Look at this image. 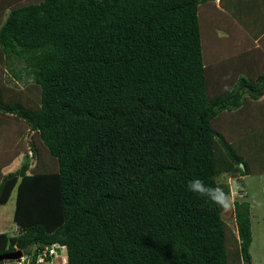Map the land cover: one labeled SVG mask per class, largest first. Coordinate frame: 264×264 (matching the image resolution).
I'll return each mask as SVG.
<instances>
[{"label": "trees", "instance_id": "obj_1", "mask_svg": "<svg viewBox=\"0 0 264 264\" xmlns=\"http://www.w3.org/2000/svg\"><path fill=\"white\" fill-rule=\"evenodd\" d=\"M220 2L0 0V206L16 192L17 225L0 233V254L27 250L28 264L64 250L66 264H253L250 201L234 200L232 226L226 207L187 190L200 178L231 199L224 174L264 173V121L250 118L264 108V54L245 32L238 54L216 47V29L230 42L232 26L264 29V0ZM8 68L33 82L8 84ZM12 145L25 159L4 174ZM46 247L56 255L37 262Z\"/></svg>", "mask_w": 264, "mask_h": 264}, {"label": "rangeland", "instance_id": "obj_2", "mask_svg": "<svg viewBox=\"0 0 264 264\" xmlns=\"http://www.w3.org/2000/svg\"><path fill=\"white\" fill-rule=\"evenodd\" d=\"M32 0H30L31 2ZM29 2V1H27ZM218 8L221 9L218 5ZM209 11V6L207 7H203L201 9L202 12V16L203 19L205 18V14ZM8 13V10L5 11V13L3 12L2 18L4 19L6 17ZM218 13V12H217ZM1 14V13H0ZM1 16V15H0ZM2 18L0 17V22L2 20ZM207 26H204V31L207 32ZM245 30H244V26L241 25V28H237L236 32L234 33L235 36L233 35V41H228L227 40V35L228 32L222 29H216V37L218 38V42L216 45L218 44H223L221 46H216L217 47V51H218V55H225V53L228 54H238L235 50V45H237L236 43H238V45H241V40L243 41V34H244ZM223 36H226L225 38H221ZM226 40L228 41V43H225ZM207 41V47L210 48V41L205 38V42ZM241 43V44H239ZM224 47L227 49L224 52ZM252 48V46H251ZM246 51V50H245ZM227 54V56H228ZM215 55H213L210 60H214ZM22 65L16 61L15 62V69H19ZM5 80L8 84L12 85V86H21V87H26L27 85H31L30 83L33 82L31 79H24V80H18V79H14L13 76V72L12 70H10L8 68L6 75H5ZM31 96L34 97L35 100H38L39 97V89L38 87H34L31 92H30ZM8 119V116H6ZM250 118H252L254 120V127L258 128L259 125L257 124V121H262L259 124H263L264 121V108H262L260 110V113H257V115H255V113H253L252 115H250ZM11 120V117L9 116V121ZM229 120V117H226L225 119V123L226 121ZM11 124H13L12 121H10ZM225 123L223 125H225ZM14 125L16 127L19 128H23L24 126L22 124H18L17 122H14ZM19 125V126H18ZM228 132H231L230 129L227 130ZM11 141H15L14 143L19 142L18 137L14 138L12 140V138H10ZM6 143V142H5ZM7 144V143H6ZM3 145L2 143H0V159L2 160V157L7 155V149H8V145L5 146H1ZM4 147V148H3ZM7 149H6V148ZM12 152L14 154V159H16V157H18V155L23 153V150H19L18 148H14V145H12ZM21 160V158L18 159V161ZM16 167V164L14 163L12 166V169H14ZM263 175V176H260ZM245 180L243 181V178H233V177H229L228 175L224 174L222 176V179L227 180L230 183L231 186V199H230V203L229 205L224 209L223 211V217L224 219L231 224L232 226H235V218H234V200H248L250 201L253 210V230H252V235H253V244L251 247V255H252V263L253 264H264V173L263 174H254V175H247L244 176ZM245 182V184H244ZM15 201H16V192L14 191L13 194L11 195L9 201L7 202V204L0 209V219H2V225L3 228H8V226L10 225L9 222H5L4 219L7 218V215H12L13 214V210L15 208ZM252 211V209H251ZM9 213V214H7ZM59 251V250H58ZM61 251V250H60ZM63 253L64 256H66L65 250L60 252ZM11 262V261H8ZM20 264H22L20 262ZM66 264V263H65Z\"/></svg>", "mask_w": 264, "mask_h": 264}, {"label": "crops", "instance_id": "obj_3", "mask_svg": "<svg viewBox=\"0 0 264 264\" xmlns=\"http://www.w3.org/2000/svg\"><path fill=\"white\" fill-rule=\"evenodd\" d=\"M216 4H217V6L219 5V7L221 8L220 0H216ZM260 22L264 26V24H263L264 20L263 21L260 20ZM231 30L234 33L236 32V28L234 26H232ZM257 30H259V31L258 32L257 31L252 32L249 29H246L245 30V35H246L245 37H247V39H249V43H250L249 45L252 44L253 48L261 49V50H259V52H257V55H258V59L262 60V57H263V54H264V29L258 28ZM252 40H253L254 43H252ZM261 99L264 100V96ZM25 154L26 153L23 151V153L18 155V157H16V159H13L10 163H8L5 167H3L2 168V172L5 174V173H8L10 171L16 170L23 163V161L25 159ZM7 158H8V155H5V156L2 157V159H5V160H7ZM19 158H21V160L18 161ZM14 163L16 164V167L14 169H12V166H13ZM260 176H263V175H260ZM242 178H243V181H244L245 177H242ZM244 184H245V182H244ZM5 205L0 206V209L3 208ZM14 210H15V208H14ZM14 210L12 211L13 214L11 216L7 215V218L4 219L5 222L7 221V222L10 223L8 228L2 229L3 225H2L1 221H3V220L0 219V233L8 232V233L11 234V233H15L17 231V225L13 221ZM253 210L254 209L252 208V230H253ZM7 214H9V213H7ZM252 244H253V241H252ZM252 244H251V247H252ZM20 262L22 264H28L27 262H25V257H23L20 261H11V262L6 261V262L0 263V264H20ZM66 262H67V257L64 256L63 254L62 255L59 254V256L56 258V260L51 261L49 264H65Z\"/></svg>", "mask_w": 264, "mask_h": 264}, {"label": "clouds", "instance_id": "obj_4", "mask_svg": "<svg viewBox=\"0 0 264 264\" xmlns=\"http://www.w3.org/2000/svg\"><path fill=\"white\" fill-rule=\"evenodd\" d=\"M187 190L222 207H227L230 203V196L222 187L210 186L200 178L189 180L187 183Z\"/></svg>", "mask_w": 264, "mask_h": 264}, {"label": "water", "instance_id": "obj_5", "mask_svg": "<svg viewBox=\"0 0 264 264\" xmlns=\"http://www.w3.org/2000/svg\"><path fill=\"white\" fill-rule=\"evenodd\" d=\"M243 166V164H242ZM36 249V244L33 246L32 252L34 253ZM27 250H16L13 252H6V253H2L0 254V262L5 261V260H18V259H22L24 257V254ZM33 260V256L30 257L29 259V264H31V261Z\"/></svg>", "mask_w": 264, "mask_h": 264}, {"label": "built area", "instance_id": "obj_6", "mask_svg": "<svg viewBox=\"0 0 264 264\" xmlns=\"http://www.w3.org/2000/svg\"><path fill=\"white\" fill-rule=\"evenodd\" d=\"M50 254H54L56 255V250L54 248H48L46 247L44 250H42L39 255H38V258H37V262H44L45 261V258L47 256H49Z\"/></svg>", "mask_w": 264, "mask_h": 264}]
</instances>
